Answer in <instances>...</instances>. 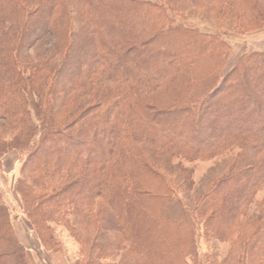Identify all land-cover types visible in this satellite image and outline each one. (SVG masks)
<instances>
[{
	"label": "trees",
	"instance_id": "1",
	"mask_svg": "<svg viewBox=\"0 0 264 264\" xmlns=\"http://www.w3.org/2000/svg\"><path fill=\"white\" fill-rule=\"evenodd\" d=\"M0 6V159L29 150L16 192L46 250L60 251L57 226L80 247L74 264H264V203L250 214L264 187V52L227 70L232 49L218 32L173 18L198 14L245 34L264 29V0ZM71 8L79 30L60 60L28 59L63 37ZM225 154L227 172L194 200L184 164ZM198 229L227 254L201 260ZM0 264H29L1 198Z\"/></svg>",
	"mask_w": 264,
	"mask_h": 264
},
{
	"label": "rangeland",
	"instance_id": "2",
	"mask_svg": "<svg viewBox=\"0 0 264 264\" xmlns=\"http://www.w3.org/2000/svg\"><path fill=\"white\" fill-rule=\"evenodd\" d=\"M1 7L0 21L5 20L9 13L7 9L2 10ZM75 12L76 10L71 8L66 15V19L60 22L61 27L58 30L63 31V37H60V33H56L52 38L42 39L43 41L39 42L28 52V59L38 62L44 59L51 60L52 62L60 60L69 41V31H72L71 34H76L79 30L77 23H74L70 19L72 16L74 18ZM173 18L175 20V26L182 24L202 33L218 32L221 38L232 49L227 70L244 53L264 52V29L238 34L229 30L218 31L212 23L202 20L198 14H191L189 16L183 14L182 16H174ZM5 28L8 27L5 25ZM28 153L29 150L25 149H9L0 159V198L8 210L14 235L26 249V259L29 264H74L79 257L80 247L70 237L69 233L61 227L54 226V236L59 243L60 251L57 253L50 252L42 246L23 212L20 197L16 192V184L21 165ZM230 156L231 154H225L209 161L184 164L186 167L192 169L193 172L194 188L192 197L194 200H199L227 172L230 166ZM263 203L264 187L257 193L254 203L250 208V214L253 217L260 215ZM196 243L201 260L206 254L211 252H217L220 257H224L229 249L227 243L206 241L200 229L197 230ZM200 264H204L203 260Z\"/></svg>",
	"mask_w": 264,
	"mask_h": 264
}]
</instances>
